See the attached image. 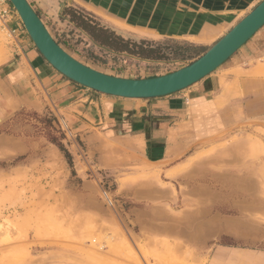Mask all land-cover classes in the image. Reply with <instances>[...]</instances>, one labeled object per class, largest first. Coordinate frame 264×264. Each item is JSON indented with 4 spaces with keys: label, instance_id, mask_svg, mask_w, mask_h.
Here are the masks:
<instances>
[{
    "label": "rangeland",
    "instance_id": "374dc122",
    "mask_svg": "<svg viewBox=\"0 0 264 264\" xmlns=\"http://www.w3.org/2000/svg\"><path fill=\"white\" fill-rule=\"evenodd\" d=\"M28 1L68 53L126 78L165 75L197 58L109 51L75 16L132 42L157 46L187 38L211 47L246 13L233 0ZM5 3L23 34L0 25V70L19 60L22 37L30 38L10 0ZM261 34L264 27L255 38ZM38 98L39 108L0 99V264H209L220 244L264 247V112L244 105L242 120L221 134L196 124L186 165L165 173L174 161L146 163L125 150L126 164H107L101 148L111 145L103 130L66 121L45 91ZM219 219L237 232L199 239ZM189 220L199 240L174 235ZM158 222L174 224V232L153 230Z\"/></svg>",
    "mask_w": 264,
    "mask_h": 264
},
{
    "label": "crops",
    "instance_id": "0c3cea01",
    "mask_svg": "<svg viewBox=\"0 0 264 264\" xmlns=\"http://www.w3.org/2000/svg\"><path fill=\"white\" fill-rule=\"evenodd\" d=\"M261 1L233 0L238 8L246 10L239 21ZM17 25L20 24L16 19L10 23L14 31H18ZM209 35L212 36L210 33L199 36ZM256 35L200 82L176 94L150 100L123 99L80 86L56 71L24 35L19 60L7 70H0V99L18 107L39 108L38 93L45 91L66 121L81 123L83 129L95 126L103 130L105 143L111 145L101 148L107 164L116 167L126 164L128 161L122 153L125 150L130 157L140 156L139 160L146 163L174 161L165 171L174 173L186 165L183 157L190 152L198 135L196 124L203 122L200 125L207 132L212 129L221 134L229 128V123L242 120L246 113L244 105L250 107L247 109L250 113L264 112V35L255 38ZM183 39L202 48L201 55L210 47L208 42ZM174 218L175 225H181ZM237 230L236 226L219 219L199 239H218ZM174 235L179 239L199 240L189 228ZM209 264H264V247L220 244L209 253Z\"/></svg>",
    "mask_w": 264,
    "mask_h": 264
},
{
    "label": "water",
    "instance_id": "95a60500",
    "mask_svg": "<svg viewBox=\"0 0 264 264\" xmlns=\"http://www.w3.org/2000/svg\"><path fill=\"white\" fill-rule=\"evenodd\" d=\"M43 58L69 80L101 94L150 100L176 94L211 75L264 27V0L190 64L165 75L126 78L99 71L68 53L54 39L28 0H10Z\"/></svg>",
    "mask_w": 264,
    "mask_h": 264
},
{
    "label": "trees",
    "instance_id": "16d2710c",
    "mask_svg": "<svg viewBox=\"0 0 264 264\" xmlns=\"http://www.w3.org/2000/svg\"><path fill=\"white\" fill-rule=\"evenodd\" d=\"M75 17L95 44L112 52L137 54L144 59H172L176 61L192 60L200 57L202 53V48L187 42L166 41L165 43H156L157 46L147 40H140L138 43L132 42L106 26L81 19L79 16Z\"/></svg>",
    "mask_w": 264,
    "mask_h": 264
},
{
    "label": "built area",
    "instance_id": "2783aa9c",
    "mask_svg": "<svg viewBox=\"0 0 264 264\" xmlns=\"http://www.w3.org/2000/svg\"><path fill=\"white\" fill-rule=\"evenodd\" d=\"M12 21H13V17L11 15V11L7 7V4L5 3V0H0V25H2V26H10V23Z\"/></svg>",
    "mask_w": 264,
    "mask_h": 264
},
{
    "label": "bare ground",
    "instance_id": "6f19581e",
    "mask_svg": "<svg viewBox=\"0 0 264 264\" xmlns=\"http://www.w3.org/2000/svg\"><path fill=\"white\" fill-rule=\"evenodd\" d=\"M115 2V1H114ZM123 5V4H122ZM89 9H91V8H89ZM92 10V9H91ZM94 11V10H93ZM95 12V11H94ZM154 13V12H153ZM100 14V13H99ZM101 15H103V14H101ZM174 19V18H173ZM116 24H118L117 22H116ZM171 27V26H170ZM137 31V30H136ZM138 32H140L141 33V31H138ZM193 225L192 224V221L191 220H189V221H187L186 222V225H185V228L184 229H188V228H190L191 230L192 229H194L191 225ZM196 227V226H195ZM151 228L153 229V230H155V231H158V230H166V231H168L170 234H171V232H174V224H164V223H154V224H151ZM183 228H182V231L184 230Z\"/></svg>",
    "mask_w": 264,
    "mask_h": 264
}]
</instances>
